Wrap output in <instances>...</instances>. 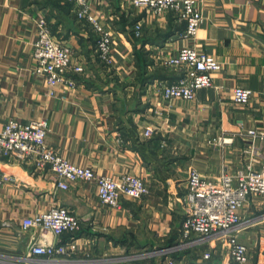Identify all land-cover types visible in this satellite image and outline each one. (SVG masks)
I'll return each instance as SVG.
<instances>
[{
	"label": "crops",
	"instance_id": "crops-1",
	"mask_svg": "<svg viewBox=\"0 0 264 264\" xmlns=\"http://www.w3.org/2000/svg\"><path fill=\"white\" fill-rule=\"evenodd\" d=\"M202 15L193 40L171 12L152 15L123 0H87L89 11L111 35L114 65L94 53L92 26L76 19L65 0H0V129L8 120H45L46 144L68 162L95 176H138L148 188L139 199L120 198V208L98 202L94 182L57 188L48 169L0 156V255L25 256L32 232L21 220L62 206L80 228L59 240L69 247L65 264H235L220 243L191 246L182 238L186 178L191 168L205 178L222 174L234 184L241 173L264 161V140H244L247 129L264 133V0H194ZM72 51L84 68L75 86L49 88L34 73L36 23ZM142 22L140 38L131 32ZM191 46L214 57L220 70L212 86L192 100H165L153 85L178 74L162 57ZM235 87L252 90L245 106L235 105ZM150 129L153 133L144 135ZM234 137L229 144L213 140ZM254 150V151H253ZM238 238L248 264H264V197H249L240 212ZM46 235L40 242L55 243ZM209 254L205 259L203 255Z\"/></svg>",
	"mask_w": 264,
	"mask_h": 264
},
{
	"label": "built area",
	"instance_id": "built-area-1",
	"mask_svg": "<svg viewBox=\"0 0 264 264\" xmlns=\"http://www.w3.org/2000/svg\"><path fill=\"white\" fill-rule=\"evenodd\" d=\"M71 3L76 19L92 26L96 35L94 53L105 67L114 65L111 35L89 11L87 0H65ZM124 4L136 10L152 15L171 12L177 22H183L185 29L181 37L193 40L202 23V15L194 0H123ZM36 39L33 42L32 57L35 62L34 73L42 77L49 88L57 85L75 86L71 77L82 74L84 68L71 61V49L56 40L49 31L47 22L40 18L36 23ZM142 22L133 24L131 32L140 38ZM162 67L175 71L178 78L168 83L155 81L154 86L165 100H192L195 91L212 86V74L220 70V63L212 56L185 46L175 54L161 58ZM264 91V85H262ZM252 90L235 87L231 92L235 105L248 104ZM48 125L45 120L19 123L8 120L0 129V156L13 157L36 169H48L55 177L56 186L67 190L77 182H94L98 202L109 208H120V198L139 199L148 194L144 182L133 174L118 177L95 176L90 168L68 162L55 149L45 142ZM153 133L146 129L145 136ZM238 136L244 140H264V133L256 129L241 131ZM234 137L219 136L214 143L224 145ZM254 151V150H253ZM249 168L238 176L234 184L231 176L222 174L215 179L205 178L197 169L191 168L186 178L185 216L181 229L182 238L188 245L203 246L208 243H220L227 249L228 259L235 264H248L249 255L245 244L238 238L241 226L240 212L249 197H264V161ZM7 180V177H0ZM80 220L62 206H53L49 210L33 214L21 220V229L31 231L32 239L25 256L0 255V264H65L62 256H68L69 247L59 238L64 233L79 230ZM53 235L55 243L40 242L46 235ZM205 259L209 254L203 255Z\"/></svg>",
	"mask_w": 264,
	"mask_h": 264
}]
</instances>
